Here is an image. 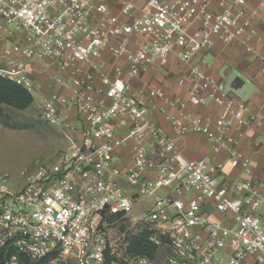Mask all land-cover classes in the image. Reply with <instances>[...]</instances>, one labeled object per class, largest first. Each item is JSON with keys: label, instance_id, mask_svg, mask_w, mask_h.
Wrapping results in <instances>:
<instances>
[{"label": "built area", "instance_id": "1", "mask_svg": "<svg viewBox=\"0 0 264 264\" xmlns=\"http://www.w3.org/2000/svg\"><path fill=\"white\" fill-rule=\"evenodd\" d=\"M253 1L122 0L113 15L95 0H0V77L25 89L68 143L57 162L26 169L20 187L0 174V264L51 255L105 264L106 220L135 213L150 241L167 247L164 264H264V194L238 151L264 123L196 64L220 43L243 48L264 74V29L254 24L264 21V0ZM173 56L186 69L177 79L184 98L134 86ZM209 104L213 113L196 111ZM190 134L206 137L216 155L227 151L246 178L228 180L210 156L186 158L178 141Z\"/></svg>", "mask_w": 264, "mask_h": 264}, {"label": "crops", "instance_id": "2", "mask_svg": "<svg viewBox=\"0 0 264 264\" xmlns=\"http://www.w3.org/2000/svg\"><path fill=\"white\" fill-rule=\"evenodd\" d=\"M122 0H95L96 3H106L111 7L113 15L120 13V3ZM137 6L140 0H131ZM258 0L252 2V7L257 6ZM258 29H264V21L259 19L254 21ZM264 43V39L262 40ZM3 48V44H1ZM262 50L263 46L259 45ZM196 64L199 68L206 71L214 77L221 85L222 89L231 95L245 100L250 108V114L258 117L264 123V74L261 73L260 65L251 61L245 50L241 47L225 46L217 43L208 51L202 52ZM186 71L185 68L177 66L176 58L173 56L167 66L159 67L154 65L149 72L141 73L135 80L136 88H143L146 84L151 87L166 86L165 91L171 97H185L184 91L177 85L178 77ZM157 105L162 106V102L157 100ZM28 109V108H27ZM165 111L173 113L175 110L171 107H165ZM152 111L151 116L156 120L159 126L168 134L174 136V132L169 126L165 116ZM202 114H211L215 107L209 104L196 109ZM264 139L263 128H251L247 131L246 138L238 147L240 154L250 161L252 174L250 176L257 183L260 191L264 194V145H256ZM184 156L190 160H197L205 156H210L216 163H223V175L228 180H241L246 176L241 168H233L228 161L229 154L222 151L216 155L206 137L202 135L190 134L178 141ZM264 224V203L258 210Z\"/></svg>", "mask_w": 264, "mask_h": 264}, {"label": "rangeland", "instance_id": "3", "mask_svg": "<svg viewBox=\"0 0 264 264\" xmlns=\"http://www.w3.org/2000/svg\"><path fill=\"white\" fill-rule=\"evenodd\" d=\"M68 143L60 128L53 127L41 118L35 101L26 110H17L3 105L0 108V174L11 176L15 185H22V173L30 169L36 161L53 164L66 151ZM127 188V187H126ZM147 203L141 204L136 212H141ZM109 239L108 262L115 264L130 258V241L145 231L147 227L137 220V214L106 220ZM167 247H159L154 262L164 264ZM45 264H72L62 259H48Z\"/></svg>", "mask_w": 264, "mask_h": 264}, {"label": "trees", "instance_id": "4", "mask_svg": "<svg viewBox=\"0 0 264 264\" xmlns=\"http://www.w3.org/2000/svg\"><path fill=\"white\" fill-rule=\"evenodd\" d=\"M33 102L32 96L25 89L0 77V108L3 105H7L17 110H26ZM116 217H121V215L112 216V218ZM150 236L151 232L146 229L130 241L127 250L131 257L145 256L152 260L154 259L159 247L150 241ZM55 258L54 255H51L33 264H45L44 262L48 261V259ZM118 262V259H116L115 264ZM111 263L108 262L107 253L105 264Z\"/></svg>", "mask_w": 264, "mask_h": 264}]
</instances>
